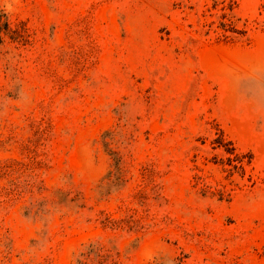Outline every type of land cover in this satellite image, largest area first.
Instances as JSON below:
<instances>
[{
  "label": "rangeland",
  "instance_id": "obj_1",
  "mask_svg": "<svg viewBox=\"0 0 264 264\" xmlns=\"http://www.w3.org/2000/svg\"><path fill=\"white\" fill-rule=\"evenodd\" d=\"M0 264H264V0H0Z\"/></svg>",
  "mask_w": 264,
  "mask_h": 264
}]
</instances>
